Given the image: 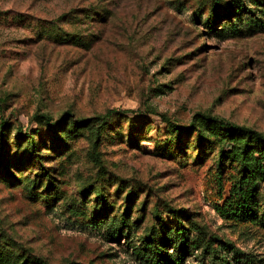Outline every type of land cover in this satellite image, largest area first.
<instances>
[{"label": "rangeland", "instance_id": "374dc122", "mask_svg": "<svg viewBox=\"0 0 264 264\" xmlns=\"http://www.w3.org/2000/svg\"><path fill=\"white\" fill-rule=\"evenodd\" d=\"M109 110L120 114L96 145L80 130L53 150L42 116ZM203 112L264 133V0H0V130L14 176L0 172L1 264H155L146 241L157 232L164 263L243 264L229 242L264 264V181L253 218L224 216L237 162L220 179L208 144L179 145L159 115L188 124ZM20 128L42 134L52 178L19 165ZM171 209L187 211V242Z\"/></svg>", "mask_w": 264, "mask_h": 264}, {"label": "trees", "instance_id": "16d2710c", "mask_svg": "<svg viewBox=\"0 0 264 264\" xmlns=\"http://www.w3.org/2000/svg\"><path fill=\"white\" fill-rule=\"evenodd\" d=\"M152 112V111H151ZM120 112L113 110L107 111L106 114L102 116H97L95 118L88 119H78L74 120L70 113H66L60 120L52 122L48 117L42 116L45 125L47 126L50 136L53 138V150L56 151L61 147L66 146L68 139L73 135L77 134L80 130H90L93 131L92 136L94 138L93 143L96 145L100 142L103 136H106V129H109L111 120L116 116H119ZM163 120L168 124L173 137L179 145L183 143L185 138H194V141L198 148L206 143L207 148L211 152H215L216 158V168L218 176L221 179L228 162L232 165L233 162H237L236 174L238 179L232 183L230 196L225 200L223 207L221 208V213L224 216H230L234 214V217L238 218H253L255 213L252 210V205L256 202V196L254 195V184L257 181H264V133L252 129L248 126L239 125L230 121H227L221 117L213 116L209 113L203 112L194 115L192 120L188 124H180L172 121L167 115L159 113ZM122 116V114H121ZM37 119L39 117H36ZM214 128L218 134L227 142L232 144L230 150H226L225 147L216 149L209 139V135L204 131L203 126ZM4 128L6 124L3 123L0 130V172L5 173L7 177L13 179L14 176L10 174L9 171V160L7 156V145L5 144ZM63 134V135H62ZM42 134L37 136L33 135L32 132L27 130L23 131L21 128L17 131L16 146L18 149H22V154L19 165L29 164L35 162L36 165H40L41 173L37 175L38 178L44 180L48 177L52 178L49 169H45L43 165V158L47 156H42L40 154L42 146L45 142L36 141L37 137H41ZM52 185L50 181L49 186ZM86 189V188H85ZM87 190H84V194ZM103 198V195H100ZM130 195L127 196V201L130 202ZM173 216L178 218L177 226L174 230V236L182 242H187V234L191 231L190 227L184 225L180 220L181 217L187 218V211L184 209L173 210L171 209ZM153 217L156 221L162 220L160 213L155 211ZM232 217V216H231ZM227 217V218H231ZM189 219V218H187ZM198 227H194L197 229ZM151 237L146 241L149 248H152V253L149 258H156L155 264H173V262H161L158 258L162 252V244L167 242L164 238L161 239L160 233H152ZM161 239V242L157 244L156 240ZM163 242V243H162ZM193 246L200 248V242L197 240L193 243ZM223 246L233 253L234 258L238 259L243 264H256L254 259H252L247 254L243 253L237 249L232 243L224 242ZM206 248H211L212 245L207 244ZM164 253V252H163ZM214 256L215 251H211ZM215 257V256H214ZM7 260V255L0 253V264ZM16 264H47L43 259L29 257L21 258L16 261Z\"/></svg>", "mask_w": 264, "mask_h": 264}]
</instances>
